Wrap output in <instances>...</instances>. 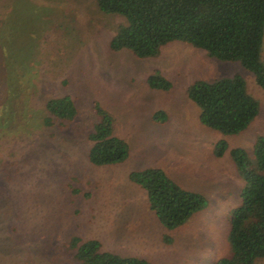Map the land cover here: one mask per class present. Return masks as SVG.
<instances>
[{
	"label": "rangeland",
	"instance_id": "1",
	"mask_svg": "<svg viewBox=\"0 0 264 264\" xmlns=\"http://www.w3.org/2000/svg\"><path fill=\"white\" fill-rule=\"evenodd\" d=\"M123 22L101 13L94 0H0V64L10 79V85L0 79V96L9 88L17 93L12 118H1L7 113L0 97V125L13 120L21 130L9 136L0 129V264H77L73 237L147 264H213L227 254L228 219L242 186L229 151L251 156L264 137V90L238 62H220L181 42L163 46L155 58L112 52L109 42ZM260 58L264 64V34ZM155 71L169 90L148 87ZM236 74L259 113L243 132L222 135L200 124L187 89ZM66 96L75 120L62 129L42 126L43 103ZM95 105L114 118V133L128 146L121 163L87 161ZM158 111L164 123L150 121ZM219 142L227 149L221 158L213 154ZM151 167L204 196L207 207L167 232L145 191L129 179ZM167 236L171 244L164 243Z\"/></svg>",
	"mask_w": 264,
	"mask_h": 264
},
{
	"label": "trees",
	"instance_id": "2",
	"mask_svg": "<svg viewBox=\"0 0 264 264\" xmlns=\"http://www.w3.org/2000/svg\"><path fill=\"white\" fill-rule=\"evenodd\" d=\"M94 2L101 13L116 15L124 20L109 42L112 52L124 50L137 59L155 58L163 46L181 42L204 51L208 57L220 62H238L264 90V64L260 58L264 0ZM8 74L9 69L0 64V79L8 82ZM146 83L151 90L167 91L171 87L170 82L156 71L149 75ZM9 90L12 89H7V94L0 96L3 101L1 106L7 113L1 117L3 119L13 117L10 108L17 98V93L11 95ZM187 96L199 109L200 124L222 135L243 132L259 113L258 102L247 92L240 74L212 82L196 81L188 87ZM94 110L98 122L87 135V161L99 167L123 162L128 157V146L114 133V118L97 105ZM19 112L26 114L25 111ZM76 116L77 111L69 96L50 98L43 103L40 124L45 128L62 129ZM165 120L162 111L152 115L154 123H164ZM0 129H3L1 133L9 132V136L21 131L20 126L14 127L13 120L11 126L3 124ZM226 150L225 144L219 142L213 154L221 158ZM229 156L234 163L236 177L242 184L238 194L240 203L229 215L227 254L213 264H255L257 259L264 258V137H257L251 156L241 148L231 149ZM129 179L145 191L150 211L167 232L185 225L194 214L207 207L204 196L183 190L160 168L132 172ZM168 237H163L165 244H171ZM69 247L74 251L77 264H147L139 258L105 252L96 240L82 241L73 237Z\"/></svg>",
	"mask_w": 264,
	"mask_h": 264
},
{
	"label": "crops",
	"instance_id": "3",
	"mask_svg": "<svg viewBox=\"0 0 264 264\" xmlns=\"http://www.w3.org/2000/svg\"><path fill=\"white\" fill-rule=\"evenodd\" d=\"M150 121L153 122V121H152V117H151V120H150ZM153 123H154V122H153Z\"/></svg>",
	"mask_w": 264,
	"mask_h": 264
}]
</instances>
